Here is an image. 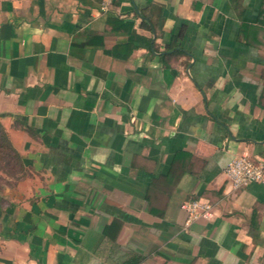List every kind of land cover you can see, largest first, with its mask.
Wrapping results in <instances>:
<instances>
[{
  "label": "crops",
  "instance_id": "obj_1",
  "mask_svg": "<svg viewBox=\"0 0 264 264\" xmlns=\"http://www.w3.org/2000/svg\"><path fill=\"white\" fill-rule=\"evenodd\" d=\"M101 2L0 0V264H264V0Z\"/></svg>",
  "mask_w": 264,
  "mask_h": 264
},
{
  "label": "built area",
  "instance_id": "obj_2",
  "mask_svg": "<svg viewBox=\"0 0 264 264\" xmlns=\"http://www.w3.org/2000/svg\"><path fill=\"white\" fill-rule=\"evenodd\" d=\"M114 0H102L101 10L109 9ZM225 175L234 188L243 187L251 182H264V160L253 162L244 155H237L225 167ZM187 218L184 226L199 220L212 212L211 203L199 199L188 201L185 205Z\"/></svg>",
  "mask_w": 264,
  "mask_h": 264
},
{
  "label": "trees",
  "instance_id": "obj_3",
  "mask_svg": "<svg viewBox=\"0 0 264 264\" xmlns=\"http://www.w3.org/2000/svg\"><path fill=\"white\" fill-rule=\"evenodd\" d=\"M22 170L21 156L11 144L7 133L0 124V171L16 177Z\"/></svg>",
  "mask_w": 264,
  "mask_h": 264
}]
</instances>
